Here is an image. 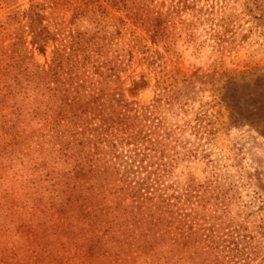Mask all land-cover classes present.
Listing matches in <instances>:
<instances>
[{
	"label": "rangeland",
	"instance_id": "374dc122",
	"mask_svg": "<svg viewBox=\"0 0 264 264\" xmlns=\"http://www.w3.org/2000/svg\"><path fill=\"white\" fill-rule=\"evenodd\" d=\"M32 11L50 32L46 53L32 44ZM20 38L43 66L71 56L95 126L116 109L141 131L175 226L234 233L252 264L264 260V0H0L1 65ZM103 129L104 140L130 135ZM169 245L140 264L168 263Z\"/></svg>",
	"mask_w": 264,
	"mask_h": 264
},
{
	"label": "trees",
	"instance_id": "16d2710c",
	"mask_svg": "<svg viewBox=\"0 0 264 264\" xmlns=\"http://www.w3.org/2000/svg\"><path fill=\"white\" fill-rule=\"evenodd\" d=\"M26 17L32 44L46 53L42 17ZM20 41L0 64V264H140L167 241L166 264H252L234 233L216 239L175 226L181 220L138 141L141 131L125 127L116 109L95 126L71 56L58 51L46 67ZM109 121L130 135L104 140ZM40 122L47 124L34 130Z\"/></svg>",
	"mask_w": 264,
	"mask_h": 264
}]
</instances>
